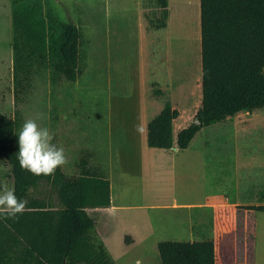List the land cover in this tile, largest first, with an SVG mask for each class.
Listing matches in <instances>:
<instances>
[{
  "label": "rangeland",
  "instance_id": "374dc122",
  "mask_svg": "<svg viewBox=\"0 0 264 264\" xmlns=\"http://www.w3.org/2000/svg\"><path fill=\"white\" fill-rule=\"evenodd\" d=\"M24 5L57 34L70 18L85 43L76 81L56 85L48 70L35 75L19 105L16 144L25 120L34 119L63 147L64 173L107 174L125 206L113 217L87 212L114 264H161L150 248L156 238L212 239L217 264H264V212L244 208L264 203V108L202 127L179 154L145 143L146 123L164 101L179 111L173 133L200 107V0H168L167 25L158 30L146 19L158 13L156 0H0V111L10 117L11 15ZM0 181L13 187L1 158Z\"/></svg>",
  "mask_w": 264,
  "mask_h": 264
},
{
  "label": "trees",
  "instance_id": "16d2710c",
  "mask_svg": "<svg viewBox=\"0 0 264 264\" xmlns=\"http://www.w3.org/2000/svg\"><path fill=\"white\" fill-rule=\"evenodd\" d=\"M152 29H163L168 0H156ZM12 23L13 116L0 111V158L9 166L15 194L28 201L16 219L0 217V264H114L87 208L107 207L109 183L97 169L86 176H36L17 162L20 103L32 89L35 75L49 71L52 84L74 82L82 73L80 26L70 18L57 34L29 5L16 7ZM201 103L193 121L173 137L179 111L170 100L146 123V147L185 149L202 128L236 114L264 108V0H200ZM156 84V83H154ZM155 95H162L160 89ZM198 121V123H196ZM264 212V203L244 205ZM161 264H216L213 241L161 240Z\"/></svg>",
  "mask_w": 264,
  "mask_h": 264
},
{
  "label": "clouds",
  "instance_id": "9594fccd",
  "mask_svg": "<svg viewBox=\"0 0 264 264\" xmlns=\"http://www.w3.org/2000/svg\"><path fill=\"white\" fill-rule=\"evenodd\" d=\"M53 140L49 128L41 127L34 119L25 120L18 134L17 162L20 168L36 176L54 175L58 167L67 163V157L63 147H58ZM27 205L26 199L16 196L14 187L0 181V217L16 219L28 210Z\"/></svg>",
  "mask_w": 264,
  "mask_h": 264
},
{
  "label": "crops",
  "instance_id": "0c3cea01",
  "mask_svg": "<svg viewBox=\"0 0 264 264\" xmlns=\"http://www.w3.org/2000/svg\"><path fill=\"white\" fill-rule=\"evenodd\" d=\"M193 21V20H192ZM148 122V121H147ZM187 125H183L182 127H180L179 128V130L177 131V132H174L173 133V137H174V139L176 138V135H177V133L182 129V128H184V127H186ZM146 127V126H145ZM187 148H188V146H187ZM187 148H185V149H179L177 146H173L172 147V151L173 152H175V154L176 153H180L181 151H186L187 150ZM71 175H77V174H71ZM88 175V174H87ZM81 176H86V174H78V178H80ZM104 177H105V179L108 181V183H109V196H110V199H109V204H108V206L107 207H101V208H98V210H100L99 212H98V218H99V215L100 214H102V213H104V214H106V215H108L109 217H113V216H115V214H117V211L118 210H120L119 208H122V207H124L125 205H122V203H121V200H120V193H119V191H118V188L116 189V186H113V183H111L110 182V179H109V177L107 176V174L106 173H104ZM196 203H191V202H185V203H178V202H175L173 205H175V206H179V208L180 207H186V208H190L191 206H193V205H195ZM87 210V209H86ZM95 222H97V220H95ZM98 224H99V222H98ZM96 230H97V227H96ZM101 230H100V228H99V225H98V235H99V232H100ZM100 236V235H99ZM101 238V237H100ZM129 238V237H128ZM212 241V239H198V240H191V241ZM129 241H130V238H129ZM159 241V239H157L156 238V240H153L152 241V245H151V247L150 248H153V247H156V244H157V242ZM141 246H144V244H141ZM216 252V251H215ZM261 257V258H260ZM255 261H257V259H255ZM258 261H264V259H263V256L262 255H259L258 256ZM216 264H217V258H216Z\"/></svg>",
  "mask_w": 264,
  "mask_h": 264
},
{
  "label": "water",
  "instance_id": "95a60500",
  "mask_svg": "<svg viewBox=\"0 0 264 264\" xmlns=\"http://www.w3.org/2000/svg\"><path fill=\"white\" fill-rule=\"evenodd\" d=\"M196 123H198V121H196Z\"/></svg>",
  "mask_w": 264,
  "mask_h": 264
},
{
  "label": "bare ground",
  "instance_id": "6f19581e",
  "mask_svg": "<svg viewBox=\"0 0 264 264\" xmlns=\"http://www.w3.org/2000/svg\"><path fill=\"white\" fill-rule=\"evenodd\" d=\"M116 189H117V187H116Z\"/></svg>",
  "mask_w": 264,
  "mask_h": 264
}]
</instances>
